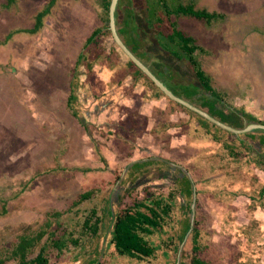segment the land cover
<instances>
[{
	"label": "rangeland",
	"instance_id": "1",
	"mask_svg": "<svg viewBox=\"0 0 264 264\" xmlns=\"http://www.w3.org/2000/svg\"><path fill=\"white\" fill-rule=\"evenodd\" d=\"M49 2L15 0L7 8L8 0H0V259L12 257L27 236L33 239L28 261L43 251L49 264L92 259L98 264H193L192 226L179 253L166 246L186 232L190 218L199 230L197 256L207 264H264V170L255 166L258 162L229 158V149L213 139L210 124L203 126L209 134L197 124L188 127V114L178 104L163 96L153 100L151 84L135 76L113 38L105 41L107 54L91 71L79 66L77 107L86 131L68 108L70 80L86 40L104 25V12L95 0H57L43 30L29 33ZM196 3L198 9L227 16L211 28L190 19L179 22L208 52L204 71L224 99L215 103L207 95L205 106L215 103V109L200 110L236 130L254 124L255 116L264 122V0ZM145 51L140 60L152 73L198 106L197 94L190 96L195 85L179 88L186 73L170 68L166 50L160 57ZM242 110L246 119L241 113L219 116ZM227 137L242 148L251 144L250 157L264 153L262 129ZM145 158L152 161L149 175L135 177L131 161ZM187 182L192 191H184L180 201L184 213L190 204L192 211L189 218L177 211L172 227L149 238L157 257L119 256L110 242L114 221L107 227V209H125L133 196L143 197L146 186L167 195L175 183L187 189ZM88 192L90 198L79 202ZM88 217L101 221L97 235L83 231ZM4 264L19 262L11 258Z\"/></svg>",
	"mask_w": 264,
	"mask_h": 264
},
{
	"label": "trees",
	"instance_id": "2",
	"mask_svg": "<svg viewBox=\"0 0 264 264\" xmlns=\"http://www.w3.org/2000/svg\"><path fill=\"white\" fill-rule=\"evenodd\" d=\"M14 2L15 0H8L7 8H9ZM95 2L102 7L104 12V25L96 29L85 42L84 49L82 53H80V57L75 65V68L72 70V79L70 80L71 90L68 98V108H70L73 116L78 119L80 124L85 127L86 131H89L88 126L84 119L80 116V109L77 107V93L80 90L81 84L79 83L81 75L79 66L83 65L86 70L91 71L94 62L101 59L103 60L104 56L107 54L104 48L106 44L105 41L109 38H113L110 30L109 17L112 0H95ZM56 4L57 0H50V2L40 12H38L36 15L35 25L33 29L28 31L29 33L36 35L43 30L45 19L51 15ZM115 18L120 38L138 59H141L140 56L143 55V53L145 55L147 54L145 51L146 48H149V55L153 56L158 54L157 57L162 56L161 53L166 50V56L168 59L167 63L170 65V68L172 70L180 69L186 73L181 74L184 76L183 79L181 78L178 82L179 88L181 87L184 91L189 89L188 85H195L193 86V93L190 96H195L194 92L197 94L199 99L198 101L200 102L198 106L195 105L197 108L200 109V107H209L205 106L207 102V99L205 98L207 95L214 97L216 101H218L215 103L223 104L222 102H224V99L212 86L211 78L206 74L203 68V61H206L205 57L208 55V52L201 45H199L195 36L180 27L179 22L180 20L190 19L195 20L198 24H203L201 26L211 28L214 25L222 24L226 20L227 16L224 13L216 11L209 12L206 9H198L196 0H119ZM84 50H87L89 57L84 54ZM128 62L131 67H134L136 71L135 76L137 78L141 76L149 81L154 89V92H152L153 98L163 96L167 98L170 103L178 104L182 110L188 113V126H195L197 124L199 128L203 129V126H205L204 124H210L211 128L214 129V133L210 132L211 134H214L213 139L225 148L226 151L227 148L229 149L227 152V156L229 158L235 157L236 161L239 160L241 162H243V159L246 160L245 162H253L256 160L258 163L255 166L264 170V153H261V155L259 154V158H256V156L250 157L251 150L253 148L251 144H249L250 147L248 148H245V146H243V148L238 146V141L236 142L234 139L227 137L231 136L234 138L235 134L226 135L223 131L228 132L227 130L211 123L187 107L172 101L170 98L165 96V94L132 61L129 60ZM190 79L192 81H190ZM81 88L87 89L88 87L86 88L83 86ZM177 89L178 88L175 90ZM173 93L175 94V92ZM176 93L177 94L175 95L178 96L177 91ZM215 103L212 105V108L209 107L210 110L215 109L213 107ZM228 113L229 114H222L221 111L222 115L220 114L219 116L230 118L231 114H244V111H229ZM209 114L212 116L211 111ZM244 116L246 117L245 114ZM255 122L258 121L255 120ZM241 123V126H245L243 122ZM258 123L264 125V122ZM217 129L219 130L216 131ZM204 131L206 134H209V130ZM262 143H264V139L262 140ZM245 150L248 154H244ZM134 166L136 169L134 175L135 177L148 176L149 173L147 170L152 167V161H138ZM185 186L187 189H184L175 183L167 195H160L150 186H146L143 189L144 192H142L143 197L141 199L134 198L133 193L132 204L128 205L125 209L118 210L116 212L117 209L114 208L112 212L111 209L108 208L106 213L108 216L107 227L111 226L114 221L112 238L110 241L114 251L119 256L130 257L138 261L152 260V258L157 257V248L151 244L149 238L154 236L156 233H159L158 231L160 230H164L169 226L172 227V224L174 222L176 223L172 216L177 211H180V216L182 215L186 218H189L190 212L192 211L191 204L188 202L190 205H187L186 209L189 213H184V207L180 201L181 197H186L184 191H192L189 182H187ZM244 186L246 187V183H244ZM90 196L91 193L89 192L81 195L79 202L88 200ZM120 205L121 201L118 203V206ZM93 215H95L94 211ZM180 216L177 217L179 220L181 219ZM172 221L174 222L172 223ZM100 222L101 221L99 219H96V221L93 222L92 217H88L84 222L83 231L88 234L91 233L93 235H97L100 231ZM186 224L187 226L189 225V227L186 229V232L180 234L179 240L173 242L172 244H167L166 246L170 248L172 247L173 250H176L177 253H179L182 250L181 247L185 242L187 233L189 232L188 230L192 226L189 236L194 241L193 252L195 256L193 258V264H207L197 256L200 247L198 243L199 230L195 225V220L191 221L189 218ZM32 240L33 239L27 236L21 237L20 242L12 251V257L0 259V264H4L5 261L10 260L11 258L18 259L19 264H49V261L44 256L43 251L40 252L34 260H27L28 250L32 247ZM53 245L57 248L62 247V243L59 242H54ZM96 254L97 252L95 253V256L98 258L99 254ZM89 264H98V261L97 259H92L89 261Z\"/></svg>",
	"mask_w": 264,
	"mask_h": 264
},
{
	"label": "water",
	"instance_id": "3",
	"mask_svg": "<svg viewBox=\"0 0 264 264\" xmlns=\"http://www.w3.org/2000/svg\"><path fill=\"white\" fill-rule=\"evenodd\" d=\"M118 1L119 0H112L111 2V6H110V10H109V17H110V30L112 32V37L115 41V43L118 45V47L123 51V53H125V55L129 58L130 61H132L168 98H170L172 101H175L185 107H187L188 109L198 113L199 115H201L202 117H204L205 119H207L208 121H210L211 123L235 134V135H241V134H245L248 132H251L252 130H256V129H262L264 130V125L262 124H252L250 126H248L246 129L244 130H236L233 129L223 123H221L220 121H218L217 119L213 118L211 115H209L208 113L200 110L199 108L193 106L192 104H190L189 102L179 98L178 96H176L172 91H170L151 71L150 69L140 60L138 59L125 45V43L122 41V39L120 38L118 31H117V27H116V18H115V13H116V9L118 6Z\"/></svg>",
	"mask_w": 264,
	"mask_h": 264
},
{
	"label": "crops",
	"instance_id": "4",
	"mask_svg": "<svg viewBox=\"0 0 264 264\" xmlns=\"http://www.w3.org/2000/svg\"><path fill=\"white\" fill-rule=\"evenodd\" d=\"M80 52V51H79ZM77 54V52L74 54V55H76ZM79 57H80V53H78V56H77V60H76V63H77V61H78V59H79ZM76 63H75V65H76ZM75 67V66H74ZM154 99H156V97H154L153 98V100ZM188 114V113H187ZM245 114V113H244ZM255 116V115H254ZM186 117H187V120L189 119V116L188 115H186L185 117H184V122H185V124H187V120H186ZM245 119H246V117H245ZM255 120H257V118H256V116H255ZM258 122H260L259 120H258ZM258 122H254V124H259ZM247 123V122H246ZM263 125V124H262ZM167 127L169 128V129H171V127H172V124L171 125H167ZM188 127H191V126H188ZM253 131V130H252ZM251 131V132H252ZM143 160H146V158L145 159H138V160H135V159H133L132 161H131V164H130V167L132 168V167H134V165H135V163H137L138 161H143ZM147 161V160H146ZM149 161H151V160H149ZM161 167H167V165H163V166H161ZM148 171V170H147ZM177 171V170H176ZM179 171V170H178ZM133 173V172H132ZM147 173V172H146ZM134 175H135V172H134Z\"/></svg>",
	"mask_w": 264,
	"mask_h": 264
},
{
	"label": "clouds",
	"instance_id": "5",
	"mask_svg": "<svg viewBox=\"0 0 264 264\" xmlns=\"http://www.w3.org/2000/svg\"><path fill=\"white\" fill-rule=\"evenodd\" d=\"M151 71V70H150ZM152 72V71H151ZM165 85V84H164ZM166 86V85H165ZM170 90V89H169ZM171 91V90H170ZM166 96V95H165Z\"/></svg>",
	"mask_w": 264,
	"mask_h": 264
}]
</instances>
